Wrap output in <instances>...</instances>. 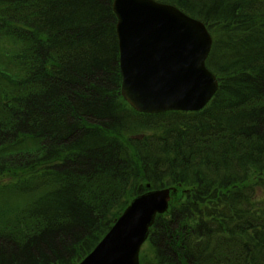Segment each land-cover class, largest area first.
Masks as SVG:
<instances>
[{"label": "trees", "instance_id": "1", "mask_svg": "<svg viewBox=\"0 0 264 264\" xmlns=\"http://www.w3.org/2000/svg\"><path fill=\"white\" fill-rule=\"evenodd\" d=\"M159 1L213 35L201 110L127 102L113 0H0V264H77L170 186L141 264H264V0Z\"/></svg>", "mask_w": 264, "mask_h": 264}, {"label": "water", "instance_id": "2", "mask_svg": "<svg viewBox=\"0 0 264 264\" xmlns=\"http://www.w3.org/2000/svg\"><path fill=\"white\" fill-rule=\"evenodd\" d=\"M113 8L122 94L130 104L151 113L203 108L218 88L205 63L213 42L206 24L158 0H114ZM176 190L154 189L135 197L80 264H141L140 249L150 226L158 213L168 210Z\"/></svg>", "mask_w": 264, "mask_h": 264}, {"label": "bare ground", "instance_id": "3", "mask_svg": "<svg viewBox=\"0 0 264 264\" xmlns=\"http://www.w3.org/2000/svg\"><path fill=\"white\" fill-rule=\"evenodd\" d=\"M182 11H183V10H182ZM183 12H185V11H183ZM185 13L188 14L187 12H185ZM188 15L191 16L190 14H188ZM116 17L118 18L117 14H116ZM191 17H194V16H191ZM194 18H196V17H194ZM197 19H198V18H197ZM199 86H200V87H203L202 84H200V83H199ZM121 92H122V85H121ZM99 243H100V242H99ZM99 243L96 244V246L94 247V249H93L92 251H94V250L96 249V247L99 245ZM92 251H91V252H92Z\"/></svg>", "mask_w": 264, "mask_h": 264}, {"label": "rangeland", "instance_id": "4", "mask_svg": "<svg viewBox=\"0 0 264 264\" xmlns=\"http://www.w3.org/2000/svg\"><path fill=\"white\" fill-rule=\"evenodd\" d=\"M199 19V18H198ZM145 245V244H144Z\"/></svg>", "mask_w": 264, "mask_h": 264}]
</instances>
